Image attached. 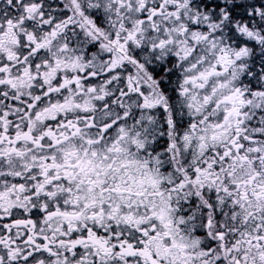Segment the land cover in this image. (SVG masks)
I'll return each mask as SVG.
<instances>
[{"label": "snow or ice", "instance_id": "1", "mask_svg": "<svg viewBox=\"0 0 264 264\" xmlns=\"http://www.w3.org/2000/svg\"><path fill=\"white\" fill-rule=\"evenodd\" d=\"M0 264H264V0H0Z\"/></svg>", "mask_w": 264, "mask_h": 264}]
</instances>
